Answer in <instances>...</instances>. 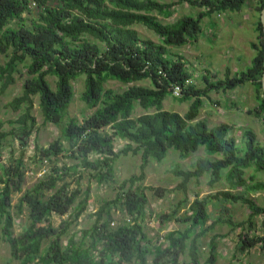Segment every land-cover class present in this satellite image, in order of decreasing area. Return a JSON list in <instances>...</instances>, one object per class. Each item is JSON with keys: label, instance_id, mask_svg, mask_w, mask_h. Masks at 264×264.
Wrapping results in <instances>:
<instances>
[{"label": "trees", "instance_id": "16d2710c", "mask_svg": "<svg viewBox=\"0 0 264 264\" xmlns=\"http://www.w3.org/2000/svg\"><path fill=\"white\" fill-rule=\"evenodd\" d=\"M31 1L35 2L34 8ZM248 1L0 0V53L6 58L0 63V93L15 82L23 68L27 74L21 93L7 103L19 114L6 121L8 129L0 120V240L9 248L7 264H178L183 254L184 264H201L199 243L207 230L203 227L209 217L207 206L211 198L218 196L247 204V222L254 224V216L264 211L251 196L264 190V181L255 176L264 170V145L248 128L243 129V143L238 144L231 126L209 125L206 119L199 118V113L203 106L201 95L219 86L232 89L247 80L255 85L258 107L264 108V42L259 16L264 0H253L258 12V44H252L257 51L246 70L227 72L216 80L207 72L203 75L205 87L198 90L193 83L184 86L192 74L183 56L171 51L198 39L204 17L239 10ZM180 3L200 10L168 22L159 19V15L171 17ZM137 24L154 33L157 40L142 36L135 28ZM48 75L55 77L54 88ZM79 76L84 77L80 99L88 108L95 107L80 121L67 115L73 81ZM109 79L125 87L121 91L106 87ZM146 79L149 83H142ZM173 84L182 86L181 95L172 94ZM35 96L43 121L56 125L59 136L47 146L34 143L31 161L36 166L45 161L47 170L23 191L28 168L25 151L36 126ZM167 96L191 100L184 114L163 108ZM136 107L145 111L134 115ZM116 139L126 141L122 151L140 154V174L121 181L115 178V161L121 152L114 150ZM6 148L9 155L2 161ZM171 148L181 158L203 151L190 169L174 170L181 177L178 188L184 190L191 178L208 175L210 185L224 180L228 189L212 196H196L182 217L186 227L165 233L164 243L153 242L144 229L148 216V187L142 185L144 168L150 160L162 161ZM60 156L73 162L58 164ZM250 168L253 173L246 177ZM84 177L98 184L114 183L117 191L92 213L90 225L80 231L79 238L72 231L62 242L89 204V188H81ZM155 191L160 195L163 189ZM16 193L21 194L13 203ZM115 211L123 214L117 223ZM23 212L26 223L16 233L15 218ZM67 213L70 219L59 226L52 224L53 214ZM215 237L210 239L205 264H215ZM257 244L264 248V234L240 233L239 250Z\"/></svg>", "mask_w": 264, "mask_h": 264}, {"label": "rangeland", "instance_id": "374dc122", "mask_svg": "<svg viewBox=\"0 0 264 264\" xmlns=\"http://www.w3.org/2000/svg\"><path fill=\"white\" fill-rule=\"evenodd\" d=\"M163 2H173L176 0H160ZM34 2V1H33ZM35 3V2H34ZM253 4V0H249L246 5ZM35 4H31L34 8ZM249 9V8H248ZM242 9L243 11H251L250 9ZM200 9L198 7L190 6L186 3L177 4L174 7V13L171 17L164 18L163 16H158L164 22L172 21L183 14L195 15ZM255 10V9H254ZM255 19L257 21L258 12L255 10ZM260 16V14H259ZM245 14L242 12H232L230 10L213 13L210 16H206L202 20V28L209 27L212 31H208L204 28V35L200 37V42L189 43L183 46L173 47L171 51L181 54L186 60L187 68L194 73L191 76L192 83L195 89L202 90L205 87V81L203 75L209 72L211 78H215L222 74L224 70H229V73L235 64L234 60L233 45L242 44V39L250 34L249 24H244ZM135 28L139 31L142 36H148L154 40H157V36L150 30L146 29L142 25H135ZM197 42V41H196ZM232 45V46H231ZM237 47V46H236ZM197 57L200 61L199 64H195L194 69L191 64H194ZM6 60L5 56L0 53V63ZM201 74H203L201 76ZM26 70L23 68L22 74H16V80L13 84L7 86L3 93H0V120L4 121V126L8 129V124L6 121L8 119H14L19 114L18 111L12 110L7 106V103L12 100L16 95H19L22 91V83L26 78ZM52 87L54 88V76H47ZM195 78V79H194ZM148 84L149 81L143 80L142 83ZM141 83V82H138ZM106 87L112 88L116 91H121L125 84L116 80H107L105 83ZM74 93L73 98L69 104L67 115L74 117L77 120H82L85 115L91 114L95 107L88 108L86 104L80 99V94L84 88V77L79 76L73 81ZM202 94V93H201ZM229 98H233L232 94ZM232 96V97H231ZM203 103L206 101L208 105V110H204L203 107L200 109L199 118L206 119L209 125H214L218 123H224L223 119H229L230 116L219 115L214 116L216 110L215 106V95L213 89H211L207 95H201ZM38 97H34L33 105V115L36 118V126L32 134L28 138V146L25 151V162L27 164V171L25 179L23 182L22 190L24 191L30 187L37 178L47 170V163L44 161L42 166H36L31 161V155L34 151V143L41 146H47L51 141L55 140L59 136V130L56 125L50 122H44L42 115L39 110ZM191 100L178 101L172 96H167L163 100V108L170 111H177L181 114L187 110L190 105ZM207 107V106H206ZM215 110V111H214ZM140 107H136L134 115L144 112ZM238 119L246 123V117L244 115H237ZM228 124V123H227ZM231 126L230 124H228ZM255 127V125L250 126ZM231 126V134L236 138L238 144H242V128L237 127L235 130ZM126 141L116 139L114 142V150L120 151L116 161H115V178L118 181L129 177L132 174H140V154L132 153L130 150L127 152L122 151ZM14 145L17 147V140L14 141ZM8 149L4 151V160L8 157ZM198 155H203V151L199 150L196 153L189 155L186 158H181L178 151L171 148L169 149L167 155L162 159V161L157 162L155 160H150L148 165L144 168L145 177L142 181V185L146 186L145 192L148 197L147 205V217L145 220V232L152 239V241L160 240L164 243L162 237L165 233L171 230L184 229L187 225V221L182 220L183 215L188 213L189 204L192 200L198 197L212 196L216 194L219 190L228 189L226 181L221 180L213 185L208 183V175H202L200 177H193L186 183V188H178L177 185L181 181V177L175 174L176 168L190 169L194 160ZM66 162L67 164L73 161L69 158L60 156L58 164ZM253 173L252 168L246 170V177ZM256 179L264 181V170L257 171L255 173ZM89 188L90 199L86 211L79 217L75 224H71L70 231L62 237V242H64L72 231H76V238L81 236L80 232L86 231L92 220V213L98 208L103 200L111 199L114 197L117 188L114 183H102L98 184L94 179H88L84 177L82 179L81 188ZM156 188L163 189L159 191L161 193L158 195ZM235 191V190H234ZM21 193H16L13 196V203L17 201L18 196ZM260 207L264 208V190L252 193ZM209 212V217L203 226L207 228L200 239V250H201V264H205V259L209 256L208 248L210 239L215 237L217 245V255L215 264H264V248L260 244H257L245 251L239 250V237L240 233L248 232L255 233L256 235L264 234V211L260 214L254 216L253 225L248 224L247 218L250 214V209L247 204L241 203L240 201L231 202L224 200L222 196L211 198L207 206ZM14 213V209L12 208ZM175 213V215H173ZM164 216L161 219V216ZM123 214L119 211L114 213V223H117L122 219ZM69 213L64 215L53 214L52 224L54 226H59L60 222L65 219H70ZM220 218V220H219ZM243 222L242 226H233L232 223ZM26 223V212L19 214L15 218V223L13 230L14 232H19L21 226ZM210 228V224H212ZM199 228H196L198 231ZM9 248L8 246L0 240V264H7L9 259ZM150 259V258H149ZM186 260V255L180 256V262L178 264H184ZM15 264V262H11ZM150 264V263H148Z\"/></svg>", "mask_w": 264, "mask_h": 264}, {"label": "crops", "instance_id": "0c3cea01", "mask_svg": "<svg viewBox=\"0 0 264 264\" xmlns=\"http://www.w3.org/2000/svg\"><path fill=\"white\" fill-rule=\"evenodd\" d=\"M245 7V9H250L251 11H243L242 9ZM248 9V10H249ZM255 4L246 5V3L239 9L232 12H242L245 14V23L249 24L250 27V34L242 39V44L238 45H231L235 51H233L234 60L237 62L235 64V68H233L230 72V74H234L239 71H244L248 66H250L251 61L253 57L256 54V49L253 47V43L258 44V32L256 28V19H255ZM221 13V12H220ZM223 13V12H222ZM206 29V27H204ZM204 28L202 29L201 34L198 36V39L192 43H198L200 42V37L204 35ZM208 31H212L211 28L207 27ZM206 29V30H207ZM189 44V43H188ZM195 62L194 64H191V66L194 69L195 64H199L200 61L197 57H194ZM192 74L194 73L193 71ZM229 72V70H224L222 74L218 75L216 74V79H222L225 77V74ZM203 74H201L202 76ZM193 77V76H192ZM195 79V78H194ZM213 93L215 95V106L216 110L214 112V116L217 114L219 117L221 115L230 116L229 119H223L224 123H228L232 126V128L235 130L237 127H241L242 130L244 128L252 129L254 133L256 134L257 141L264 145V108H259V98L256 95L255 85L253 84L252 80H247L243 83L238 84L232 89H224L223 86L215 87L213 89ZM230 94H232L233 98H229ZM231 96V97H232ZM208 103V102H207ZM206 101L203 103L204 110H208V105ZM207 106V107H206ZM258 108V111H257ZM237 115H244L246 117V123L241 120H237L235 122V118L238 119ZM255 125V127H250ZM232 129V130H233Z\"/></svg>", "mask_w": 264, "mask_h": 264}, {"label": "water", "instance_id": "95a60500", "mask_svg": "<svg viewBox=\"0 0 264 264\" xmlns=\"http://www.w3.org/2000/svg\"><path fill=\"white\" fill-rule=\"evenodd\" d=\"M260 20L262 23V29H263V42H264V7L260 11ZM261 82H262V95L264 98V46H263V72L261 76Z\"/></svg>", "mask_w": 264, "mask_h": 264}, {"label": "built area", "instance_id": "2783aa9c", "mask_svg": "<svg viewBox=\"0 0 264 264\" xmlns=\"http://www.w3.org/2000/svg\"><path fill=\"white\" fill-rule=\"evenodd\" d=\"M31 4H35L33 1H31ZM192 83V79L189 78V79H186L184 81V86H187L188 84ZM181 91H182V86L180 84H173L172 86V94L174 96H179L181 95Z\"/></svg>", "mask_w": 264, "mask_h": 264}]
</instances>
